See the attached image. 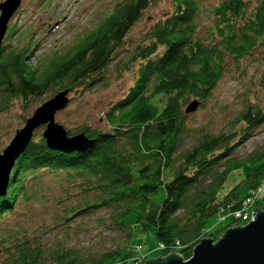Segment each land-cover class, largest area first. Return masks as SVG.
Segmentation results:
<instances>
[{"label": "trees", "instance_id": "obj_1", "mask_svg": "<svg viewBox=\"0 0 264 264\" xmlns=\"http://www.w3.org/2000/svg\"><path fill=\"white\" fill-rule=\"evenodd\" d=\"M153 1L117 3L70 50L61 55L54 51L36 67L28 63L31 49L2 43L0 115L14 101L21 112L28 111L47 91L53 97L89 90L104 78L126 35ZM165 1L168 14L154 24L147 44L135 48L124 68L133 67L135 80L104 112L105 128L86 126L73 134L94 140L92 148L84 153L52 151L34 135L16 162L7 194L0 197L2 223L15 215L19 197L28 199L29 183L60 176L82 197L71 208L63 206L64 221H85L106 210L107 229L125 234L124 247L91 253L68 243L66 236L54 234L48 243L37 230L32 235L6 233L0 236V264H135L127 244L139 234L163 247L160 256L179 254L188 260L207 237L209 218L238 211L264 185V142L244 156L237 154L264 123L262 107L246 104L219 132L190 128L191 113L185 112L192 102L203 107L231 61L264 54V0H223L209 11L213 20L204 36L198 35L196 24L203 0ZM31 36L24 35L29 43ZM260 79L264 88V75ZM19 116L24 125L27 118ZM240 170H247L244 179L221 197L229 175Z\"/></svg>", "mask_w": 264, "mask_h": 264}, {"label": "rangeland", "instance_id": "obj_2", "mask_svg": "<svg viewBox=\"0 0 264 264\" xmlns=\"http://www.w3.org/2000/svg\"><path fill=\"white\" fill-rule=\"evenodd\" d=\"M5 1L0 0V4ZM122 1L124 0H22L19 9L8 23L2 43L10 48L31 49L28 63L36 67L41 60L50 57L52 52L58 51L61 55L70 50L87 32L97 27L114 5ZM222 1L203 0L200 4L196 19L199 36H204L212 23L213 18L209 11ZM255 1L257 0H251V3ZM168 11L169 3L165 0L151 2L126 35L117 55L107 65L104 78L89 90L81 91L82 88H80L78 91L68 93L69 103L64 110L55 115V121L69 134L73 135L86 126L105 128L104 112L127 94L135 80L133 67L126 70L125 66L130 62L135 48L147 44V33L157 21L168 14ZM11 33L13 34L10 35ZM28 33H32L30 43L24 37ZM27 44H29L28 47ZM262 54L263 52L256 53L250 58L229 63L211 97L202 108L198 106L194 113L189 114L190 128L204 127L219 132L246 104L255 103L264 109V88L258 84L261 75H264V54ZM52 95V91L45 92L39 100L33 101L26 112H21V105L18 101H14L12 107L0 115V154L10 143L16 130L23 126L19 115L22 113L25 119L28 118L35 109L50 100ZM44 129V126H40L34 135L41 137ZM263 142L264 123L248 140L240 144L237 154L244 156ZM246 173L247 170L231 173L220 196H224L239 184ZM11 178L12 174L10 180ZM60 179V176L54 178L51 175H45L40 182L29 183L28 199L25 196L17 199L15 215L9 216L0 223V236L8 233L11 237L14 233L23 231L32 235L33 230H37L40 233L43 232L42 236L48 243H53L54 234L62 239L66 236L69 239L68 243L91 253L102 252L117 246L123 248L126 236L107 229L111 227V224L109 212L106 210H101L96 217H89L85 221L80 218L64 221V211L60 212L63 206L69 205L71 208L77 205L82 197H77V191L71 189V184L61 183ZM29 180L31 181V178ZM244 193L245 191L242 195ZM262 197H264V190ZM258 204L259 207H264L263 198ZM253 210L254 207L249 212ZM233 224L231 219L222 221L216 216L209 218L206 225V238H211L215 242L212 237H216L217 241L228 228L234 226ZM127 245L132 251V256L134 252L136 256L134 258L140 264L160 257V251L150 235L134 236Z\"/></svg>", "mask_w": 264, "mask_h": 264}, {"label": "water", "instance_id": "obj_3", "mask_svg": "<svg viewBox=\"0 0 264 264\" xmlns=\"http://www.w3.org/2000/svg\"><path fill=\"white\" fill-rule=\"evenodd\" d=\"M21 3L22 0H6L0 4V46L8 23ZM68 93H58L35 109L0 154V197L7 194L15 164L40 126L45 127L41 137L52 151L84 153L94 145L95 141L88 139L83 133L68 136L65 128L55 121V115L69 103ZM197 108L198 104L192 102L185 112L194 113ZM145 264H264V210L258 209L254 221L246 226L228 228L215 242L211 238L202 239L194 247L188 260H184L179 254H170L150 259Z\"/></svg>", "mask_w": 264, "mask_h": 264}, {"label": "built area", "instance_id": "obj_4", "mask_svg": "<svg viewBox=\"0 0 264 264\" xmlns=\"http://www.w3.org/2000/svg\"><path fill=\"white\" fill-rule=\"evenodd\" d=\"M262 190H263V186L259 188L258 191L251 193L250 196L244 200L245 202L243 203L241 209H239L238 211L230 212L224 215L219 214L217 216L218 220L222 219V221H224L226 219H231L233 222L238 221L235 222L236 224L242 223V225L248 224L249 223L248 221L250 222L253 221L257 213L255 204L259 201V195ZM252 207H254V210L252 212H249L250 209H252ZM158 249L162 250L163 247L159 246ZM135 259L136 258H134L133 262H135V264H140V262L137 259L136 260Z\"/></svg>", "mask_w": 264, "mask_h": 264}, {"label": "bare ground", "instance_id": "obj_5", "mask_svg": "<svg viewBox=\"0 0 264 264\" xmlns=\"http://www.w3.org/2000/svg\"><path fill=\"white\" fill-rule=\"evenodd\" d=\"M249 196H250V195H249ZM249 196H248V197H249ZM246 198H247V197H246ZM256 204H257V203H256ZM256 204H255V206H257ZM259 209H260V208H259ZM261 209H262V211L264 210L263 208H261ZM256 210H258V207H256ZM256 215H257V213H256ZM253 221H254V220H253ZM235 222H238V221H235ZM235 222H234V226H233L232 228H234V227H244V226L247 225V224H245V225H240V224H239V225H238V224H236ZM251 222H252V221H251ZM248 224H249V223H248Z\"/></svg>", "mask_w": 264, "mask_h": 264}]
</instances>
